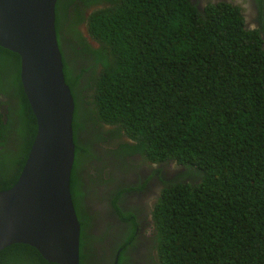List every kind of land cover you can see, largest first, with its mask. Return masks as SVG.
Returning a JSON list of instances; mask_svg holds the SVG:
<instances>
[{"label": "trees", "instance_id": "16d2710c", "mask_svg": "<svg viewBox=\"0 0 264 264\" xmlns=\"http://www.w3.org/2000/svg\"><path fill=\"white\" fill-rule=\"evenodd\" d=\"M257 1L258 27L235 0H56L74 99L79 264H112L116 254V264H133L125 252L140 221L118 199L141 185L114 183L115 165L125 160L130 170L135 154L157 164L164 184L150 209L151 264H264V0ZM36 128L20 56L0 45V190L16 181ZM93 158L103 166L88 181L113 187L110 205L130 227L123 243L87 229L82 185ZM173 162L181 171L164 178ZM0 264L60 263L16 242L0 250Z\"/></svg>", "mask_w": 264, "mask_h": 264}, {"label": "water", "instance_id": "95a60500", "mask_svg": "<svg viewBox=\"0 0 264 264\" xmlns=\"http://www.w3.org/2000/svg\"><path fill=\"white\" fill-rule=\"evenodd\" d=\"M55 4L0 0V45L20 56V79L37 125L16 181L0 190V250L23 242L48 261L79 264L80 223L70 193L74 99L63 73Z\"/></svg>", "mask_w": 264, "mask_h": 264}, {"label": "rangeland", "instance_id": "374dc122", "mask_svg": "<svg viewBox=\"0 0 264 264\" xmlns=\"http://www.w3.org/2000/svg\"><path fill=\"white\" fill-rule=\"evenodd\" d=\"M242 4H243V13L244 15H246V17L249 19V16H252L253 18L257 15L258 10V1L257 0H242ZM91 9H93V7H91ZM84 24H87L86 22ZM84 24L80 25V29L82 31H85V27ZM251 27H254V24L251 23ZM85 98L88 99V94H86L83 91ZM83 120H85V122L87 121L86 118H84ZM98 150L100 151V148H98ZM101 152V151H100ZM134 161L135 166L131 167L130 170L127 171V166H125V160H123L120 164H116L115 166H117V170L118 173L120 174L121 180H128L131 183H135L136 181L141 179V175L145 174V177L147 179L148 184L146 185L145 189L143 190H137V196H132L131 199L135 202L134 205H142L144 207V209L146 210V215L145 217H141L139 219L140 224L144 221V219L146 218V216H148L150 209H152V204L154 203V201L156 200V196L159 194L160 189L163 187V180H161L160 175H153L154 174V170L157 167L156 163H150L148 162V160H146L145 158L142 157V155H134L131 158ZM103 160H101V158L97 159V158H93V159H89L87 160V163L84 164V177H86V186H87V182H89L88 180H91L90 178H88V174L89 172L94 171V169L96 167H102L103 166ZM167 167V168H166ZM163 172L162 175L164 176V178L167 177H172L174 174H176L179 170L181 171V169L179 168V166L177 164L173 163H169V165H167ZM126 170V171H124ZM125 173H124V172ZM141 182L137 183L140 184ZM109 182H105V183H100V185L102 186V188L104 189L105 187L109 186ZM85 186V187H86ZM88 197V201L89 203H87V207L89 208L90 206H93V203L96 202V195L95 194H90L87 196ZM139 197L142 198L141 203H139L138 199ZM103 202V206L94 213L93 216V222L98 223V225L95 227L96 229H100L103 227V221L104 222H108L109 219H111V217L113 215V211H112V207L110 205V198L103 196L101 197ZM112 211V212H111ZM148 223L150 221V216L147 218ZM147 224H144V226ZM92 226V225H91ZM90 226V227H91ZM153 226L152 225V221H151V225L150 227ZM90 227H87V229ZM148 234V230L147 228H144L143 232H140V236H142L143 238H146ZM138 257H143V260L140 262V264H151L152 259L154 258V255L151 253V251L149 250H145L142 254H139Z\"/></svg>", "mask_w": 264, "mask_h": 264}, {"label": "flooded vegetation", "instance_id": "af4514ba", "mask_svg": "<svg viewBox=\"0 0 264 264\" xmlns=\"http://www.w3.org/2000/svg\"><path fill=\"white\" fill-rule=\"evenodd\" d=\"M196 1L200 5L204 2V0H196ZM214 1H216V0H214ZM235 1L240 2V4H242V0H235ZM243 2H244V0H243ZM263 7H264V5H263ZM252 20L256 24L255 27H258L260 25L258 14ZM263 23H264V19H263ZM263 38H264V35H263ZM84 62H86V61H84ZM145 174L146 173L141 175L142 176L141 179L136 181L134 184L129 182L128 180H124V179L121 180V177H120V174L118 173V170H117V177L115 175L116 179H115L114 184L116 187H119L121 183L126 185V182L128 184L141 185L140 188H136V189L132 188V190L124 191L122 193V195L120 196V199H118L119 205L122 207L131 208L134 212L137 213L138 219H140L141 217H145L147 212L142 205H134L135 202L131 199V197L137 196V193H136L137 190L145 189L146 185L148 184L147 179L145 177ZM155 174H157V173H154L153 175H155ZM92 181L93 182H91V181L87 182V186H86V181H85V184L83 182V185H82V190H83V194H84L83 200L85 201L84 204L89 203L88 197H87L88 195L95 194L97 196L96 202L93 203L94 208L92 206L87 208L88 212L91 213V215H92V219L90 222V226L91 225L92 226L90 227V232L101 231L105 234L106 239H109L111 242L123 243L125 241V239L128 237L129 232H130L129 223H128V221L121 219L116 214V212L113 210V208H112L113 214H111L113 216L111 217V219L108 220L109 227H108L107 223H105L103 221V227L102 228H100V229L95 228L98 225V223L93 222V216H94V213L97 212L103 206L104 201H102L101 197H102V195L108 197V194L112 193L113 187L107 186L103 189L102 186L99 184V182L96 180V178H93ZM139 182H141V183L137 184ZM141 200H142V198L139 197L138 201L140 204H142ZM149 216H150V221L148 223L147 218ZM151 219L152 218H151V215L149 212L148 216H146L144 221L140 224V227L138 226L136 228L135 244L132 247H130L129 249H127L125 252V253H127L128 258L131 259L133 264H140V262L143 260V257H138L139 254H142L146 249L149 250L151 247L152 231H153V226L150 227ZM144 224H147V225L144 226ZM144 228H147V230H148V234H147L146 238H143L142 236H140V234L137 235V233L143 232Z\"/></svg>", "mask_w": 264, "mask_h": 264}]
</instances>
